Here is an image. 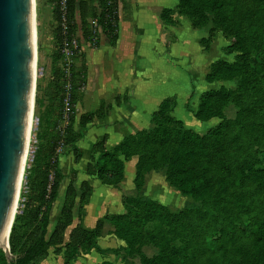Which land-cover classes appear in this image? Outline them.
I'll list each match as a JSON object with an SVG mask.
<instances>
[{"label":"trees","instance_id":"trees-1","mask_svg":"<svg viewBox=\"0 0 264 264\" xmlns=\"http://www.w3.org/2000/svg\"><path fill=\"white\" fill-rule=\"evenodd\" d=\"M67 4L69 16L74 19L73 31L81 29L83 38H89L93 35V19L96 18L114 44L119 32L120 5L128 9L130 1L67 0ZM180 5L185 7L195 24L212 19L228 34L236 36L239 56L233 61L218 59L212 62L207 79L238 76V88L222 85L205 90L195 111L199 119L219 116L222 120L204 133L186 128L168 111L172 98L167 97L153 112L154 126L127 135L116 150L107 146V135L96 140L87 173L95 174L104 184L118 186L124 177L125 161L138 153L135 182L139 189L138 176L143 163L159 156L161 163L167 165V177L173 185L201 200L194 207L176 212L153 199L132 198L134 194L123 196L125 207L128 199L131 202L137 199L144 209L161 217L153 236L166 241L182 240L177 247L162 250L154 257L141 252L144 264H264V202L260 205L262 212L256 205L257 195L264 194V161L259 154V151L264 154V0H180ZM247 5L250 13L246 11ZM58 6L54 17L60 22ZM161 16L167 17L163 11ZM57 37L61 40L59 31ZM73 57V101L76 103L78 89L87 81L88 65L85 54L75 53ZM54 79L48 93L50 102L60 100L58 117L48 124L47 141L35 159L33 187L39 205L29 214L22 232L12 226L9 243L13 259L9 260L0 247V264H40L49 255L51 247L56 252L64 249L66 262L92 249L105 252L112 248L103 247L98 242L103 234L102 219L91 228L79 220L66 235L74 222L73 206L77 195L74 178L67 187L61 215L49 233L53 202L65 178L56 151L62 138L58 127L64 91L61 66ZM231 98L240 103L234 118L227 117L222 109ZM36 102L40 104V98ZM97 113L81 114L79 128L74 126V114L65 129L63 142L72 150L76 161L82 156L77 141L85 135L88 123L98 116ZM81 187L80 202L83 205L89 200L93 186L83 179ZM157 205L164 210L157 211ZM128 212H115L112 217L122 220L129 216ZM245 217L249 220L241 224Z\"/></svg>","mask_w":264,"mask_h":264},{"label":"rangeland","instance_id":"rangeland-1","mask_svg":"<svg viewBox=\"0 0 264 264\" xmlns=\"http://www.w3.org/2000/svg\"><path fill=\"white\" fill-rule=\"evenodd\" d=\"M59 2L60 0H33L35 25L33 105L29 120V133L21 180L12 220V226L15 225L19 232L24 230L25 222L30 217L29 214L39 205V201L35 199L36 189L33 187L36 176L34 172V168L36 167L35 159L37 155L42 153L43 146L47 141V132L50 131L48 124L57 119L59 112V98L52 103L49 98L50 93H48L49 86L55 80V73L57 74L60 66L62 67V72H64L67 60L61 52V40L57 37L58 31L61 37V29L58 30L60 22L56 21L54 17V10L59 5ZM57 9H59V6ZM152 10L153 13L159 11V15L163 11V14L168 18L161 17L163 24L160 23L163 26L160 28V31H163V35H161L163 49H157L153 53L152 65L151 61L149 63V58L147 59V70L144 65L145 61L143 60L144 72L146 71V76L149 79L148 81L145 80L144 83L150 84L154 82L155 95L161 96L155 98L151 106L144 110L143 113L126 116L128 127L127 130L121 132L123 136L121 138H117L116 136L112 139L108 137L107 146L113 150L117 149L116 146L127 135L153 127L156 122L153 121V112L159 107L161 101L167 97L172 98L170 99L168 111L175 119L181 120L186 128L195 129L200 133L206 132L211 126L222 120V118L215 116L208 120H202L195 115V111L199 106L201 93L212 87L219 88L223 85L237 89L239 85L238 76L210 81L207 79V73L210 70L212 62L218 59L233 61L239 56L240 49L235 45L236 36L228 34L221 27L217 26L212 19L195 24L191 16L185 11V7L180 5V0H166L161 5L155 4ZM123 11L120 5V16L123 14ZM246 11L250 13L248 5L246 6ZM73 23L74 19L71 17V27ZM74 32L80 38V47L75 52L76 54H85L86 58L88 54L90 59L95 52L99 51L101 56L107 60L106 63L109 61L107 52L109 43H103L102 40L105 33L100 26H97L96 30L94 29L93 35L89 38H83L82 31L79 29L74 30ZM56 55H60V57L57 59L55 58ZM73 56L72 64L74 60ZM111 69L112 66H110L109 70ZM100 74L98 71L92 72L94 82L97 81V77L100 78ZM83 90L84 87L78 89L77 94L78 98L74 113V126L76 128L80 127L79 121L82 112L77 103L83 97ZM161 97L163 98L160 99ZM37 98H40V104L36 102ZM109 104L110 101L102 104V108L98 111V117H103L102 113L107 107L109 108ZM239 108L240 103L233 98L227 100L222 107L224 114L229 118H234ZM112 123H115V120ZM101 125L103 123H100V120L97 119L92 126L100 128ZM88 135L92 137V130L88 132ZM103 135L102 132L96 139H101ZM90 141L91 139H85V142L80 144L82 153L80 161L83 162L75 173L71 171L75 165L73 163L74 155L72 150L66 147V145L63 146L61 142L56 147V151L61 159V167L65 168L67 172L60 195L58 194L59 204L63 207L67 198V187L71 179H76L75 182L73 180V184L74 186L76 185L78 190L75 205L73 206L74 220H80L84 225L89 227L90 223L96 224L98 219H102L104 223L103 244H107V247L112 248L105 252H100L98 257L89 256L90 252L81 253L79 256L66 262L64 249L61 252H56L54 251V247H51L52 254L50 257L48 255V258H43L40 264H144L141 259V252L145 253L148 257H154L162 250L170 251L172 248L177 247L182 242L181 239L174 238L166 241L160 239L159 236H153L154 228L159 226L162 219L157 214H152L147 208L144 209L137 199L136 202L127 200L124 212L129 211V216L125 217L126 219H114L112 215L115 212L123 211L121 206L118 210V204L120 203L118 190L113 188L112 185L101 183L99 179H97L99 183L107 188H99L95 195L90 196L89 200L81 205V178L83 176L77 172L79 170L87 172L88 163L92 160V144ZM71 154L72 157H67ZM259 154L263 157L264 161L262 151H259ZM138 159V153L132 154L127 158L128 161H135V164H137ZM160 160L159 156L156 159L146 160L138 176L141 187L137 188L135 180V185L130 180H126L124 182L126 192L123 191L126 194L124 195L134 194L132 198L139 196L146 200L153 199L167 206L168 210L176 212L200 204L201 200L195 199L173 185L167 177V165L161 163ZM249 192L253 193V191ZM263 202L264 194L259 193L256 197V205H258L260 212H262V206L260 205ZM156 210L163 211L164 209L157 205ZM247 220L249 218H243L241 224H244ZM160 232L161 230L159 229Z\"/></svg>","mask_w":264,"mask_h":264},{"label":"crops","instance_id":"crops-1","mask_svg":"<svg viewBox=\"0 0 264 264\" xmlns=\"http://www.w3.org/2000/svg\"><path fill=\"white\" fill-rule=\"evenodd\" d=\"M129 1V8L123 9V14H121L120 16L119 32L116 42L112 44L106 34L105 36H103V43H109V47L107 50L109 61L106 63L107 60L101 56L99 51L95 52L96 55L93 54L90 59L87 54V81L84 85V92L82 93L83 97L78 100L77 105L80 106L82 114L88 111H100L99 109L102 108V104L106 101H110L111 107L109 104V108L107 107L106 110L103 111L104 114L101 112L103 117L96 116L94 120L88 123L85 135L77 141L79 146L82 142H85V139H91L90 143L93 146L94 142L98 140L96 139L97 136H99V134H101L102 132L104 134L103 136L107 135V140L108 137L110 139L116 136L117 138H121L123 136L121 135V132L127 130L128 127L126 116H129L130 114L136 115L143 113L144 110L148 109V107L151 106V103L155 98L161 96L155 95L154 82L150 84L144 83L145 80L148 81L149 79L146 76V71L144 72L143 66L145 65L147 70V59L149 58V63L151 61L152 65L153 53L157 49H163V39L161 38V35H163V31H160V28L163 27L160 24H163V21H161V12L160 15L159 11L153 13L152 8L155 4L161 5L166 0ZM143 60L145 61L144 65ZM109 65L112 66L111 70H109ZM93 71H98L99 73H101L100 78L97 77V81L95 82L94 79H92ZM162 98L163 97H161L160 99ZM97 119L100 120V123H103V125L100 126L102 130L100 128L92 126ZM113 120H115V123H112ZM90 130H92V137L88 135V132ZM67 157H72V154L68 155ZM82 162L83 161L80 160L76 161L74 157L73 163L75 165L74 168L71 169V171L79 169L78 167ZM60 166H62L61 159ZM62 170L64 171L66 178L67 172L65 168H62ZM136 170L137 169L135 161L126 160L124 177L118 186H113V188L118 190V196L120 197L118 210L121 206V208L123 209V211L121 212H124L125 210V204L123 201V196L124 194H126V191L124 189V182L126 180H130L131 182H133V185H135L134 180L136 176ZM127 171L129 172V174ZM77 173L83 176L81 178V181L83 179H87L92 184L93 192L91 194V197L92 195L96 194L99 188L106 187L102 186L99 183V181L97 180L99 178L95 174L91 175L87 172H82V170H79V172ZM64 179L61 182L60 190L62 188ZM75 181L76 179L74 180V182ZM75 188L77 190L76 185ZM123 191L125 192L123 193ZM59 201L60 200L58 196L51 209L50 222L48 225L49 233L53 231L61 215L62 206L59 204ZM78 221L74 220L73 224L68 227L66 231L67 236L71 228ZM94 225L95 223H90L89 227L91 228ZM102 239H104L103 234L98 238L99 244L103 247H107V244H103L104 242ZM99 253L100 252H98L96 249H92V251L88 255L98 257ZM51 254L52 252L50 250L49 257Z\"/></svg>","mask_w":264,"mask_h":264},{"label":"water","instance_id":"water-1","mask_svg":"<svg viewBox=\"0 0 264 264\" xmlns=\"http://www.w3.org/2000/svg\"><path fill=\"white\" fill-rule=\"evenodd\" d=\"M33 0H0V247L9 260L10 231L33 105ZM8 232V242L2 241Z\"/></svg>","mask_w":264,"mask_h":264},{"label":"built area","instance_id":"built-area-1","mask_svg":"<svg viewBox=\"0 0 264 264\" xmlns=\"http://www.w3.org/2000/svg\"><path fill=\"white\" fill-rule=\"evenodd\" d=\"M60 12V28H61V52L66 57L65 70L63 72L64 77V91L62 95V109L61 118L59 123V129L62 134L60 140L64 146L63 138L65 136L66 127L69 124L73 114L75 113L76 103L73 101V82H72V56L75 50L80 47V38L75 34L70 25V16L67 0H60L59 2ZM94 29L99 26L97 19H93ZM81 31V29H79Z\"/></svg>","mask_w":264,"mask_h":264},{"label":"bare ground","instance_id":"bare-ground-1","mask_svg":"<svg viewBox=\"0 0 264 264\" xmlns=\"http://www.w3.org/2000/svg\"><path fill=\"white\" fill-rule=\"evenodd\" d=\"M8 232H9V231H7V232L3 235V237H2V241L5 242V244H7V242H8V239H7Z\"/></svg>","mask_w":264,"mask_h":264}]
</instances>
